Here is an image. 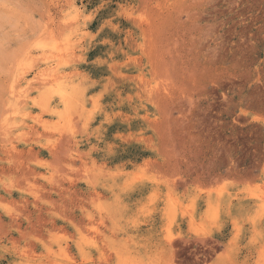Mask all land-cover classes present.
Masks as SVG:
<instances>
[{
	"label": "rangeland",
	"instance_id": "rangeland-1",
	"mask_svg": "<svg viewBox=\"0 0 264 264\" xmlns=\"http://www.w3.org/2000/svg\"><path fill=\"white\" fill-rule=\"evenodd\" d=\"M0 264H264V0H0Z\"/></svg>",
	"mask_w": 264,
	"mask_h": 264
},
{
	"label": "bare ground",
	"instance_id": "bare-ground-1",
	"mask_svg": "<svg viewBox=\"0 0 264 264\" xmlns=\"http://www.w3.org/2000/svg\"><path fill=\"white\" fill-rule=\"evenodd\" d=\"M220 256V255H219Z\"/></svg>",
	"mask_w": 264,
	"mask_h": 264
}]
</instances>
